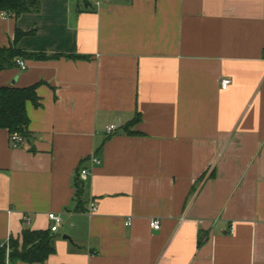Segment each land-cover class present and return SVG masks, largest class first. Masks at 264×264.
Wrapping results in <instances>:
<instances>
[{
	"label": "crops",
	"instance_id": "obj_1",
	"mask_svg": "<svg viewBox=\"0 0 264 264\" xmlns=\"http://www.w3.org/2000/svg\"><path fill=\"white\" fill-rule=\"evenodd\" d=\"M16 30L48 59L0 73L39 99L0 130V243L54 213L41 264H264V0H40Z\"/></svg>",
	"mask_w": 264,
	"mask_h": 264
},
{
	"label": "trees",
	"instance_id": "obj_2",
	"mask_svg": "<svg viewBox=\"0 0 264 264\" xmlns=\"http://www.w3.org/2000/svg\"><path fill=\"white\" fill-rule=\"evenodd\" d=\"M40 0H0V13L6 18H18L23 14L36 13L39 10ZM22 32L15 31V40L9 47L0 48V73L14 67L16 59L47 60L42 54H33L20 51L16 48V42L22 36ZM37 86L26 88L0 87V130H6L11 138L18 134L23 142L29 138V119L26 112V104L39 106L36 95ZM138 121L135 119L134 122ZM76 197H80V187L77 185ZM78 208L80 205L78 204ZM77 208V210H78ZM81 210V209H79ZM50 231L24 230L20 239L10 238L8 242V262L26 264H41L51 254ZM5 247L0 248V264H5Z\"/></svg>",
	"mask_w": 264,
	"mask_h": 264
},
{
	"label": "built area",
	"instance_id": "obj_3",
	"mask_svg": "<svg viewBox=\"0 0 264 264\" xmlns=\"http://www.w3.org/2000/svg\"><path fill=\"white\" fill-rule=\"evenodd\" d=\"M5 15L0 13V20L2 19H5ZM15 64L21 69V70H25L26 69V65L25 63L20 60V59H16L15 60ZM230 84V81L227 80V79H224L221 81V89L225 90L228 85ZM116 130V127L114 125H110L109 127H107L106 129V133L108 135L112 134L114 131ZM11 140V143H12V146L13 148H18L22 145L23 143V140L22 138L18 135V134H14L11 136L10 138ZM91 163L94 164V165H99V161L96 160V159H91ZM88 175V171L85 170V169H82L80 172H79V176L80 177H86ZM95 211V205L94 204H91L90 205V212H94ZM47 218L53 223L52 226L50 227V232L51 233H55L58 231L60 225H61V218L59 215L57 214H54V213H49L47 215ZM25 221H27V219H25ZM128 224V223H127ZM151 227L155 230H157L159 228V224L157 221H153L151 223ZM5 247V250H6V254H5V261H6V264H8V255H9V250H8V246L6 243H0V248H3Z\"/></svg>",
	"mask_w": 264,
	"mask_h": 264
},
{
	"label": "water",
	"instance_id": "obj_4",
	"mask_svg": "<svg viewBox=\"0 0 264 264\" xmlns=\"http://www.w3.org/2000/svg\"><path fill=\"white\" fill-rule=\"evenodd\" d=\"M64 239H68V240H69V238H68V237H64Z\"/></svg>",
	"mask_w": 264,
	"mask_h": 264
}]
</instances>
